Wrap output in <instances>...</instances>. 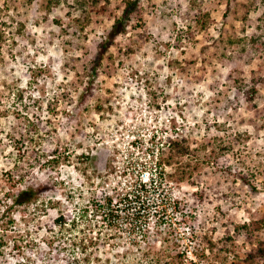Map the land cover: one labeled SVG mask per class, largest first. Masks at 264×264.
Returning a JSON list of instances; mask_svg holds the SVG:
<instances>
[{
	"label": "rangeland",
	"instance_id": "obj_1",
	"mask_svg": "<svg viewBox=\"0 0 264 264\" xmlns=\"http://www.w3.org/2000/svg\"><path fill=\"white\" fill-rule=\"evenodd\" d=\"M49 1L0 0L25 28L2 45L0 174L14 171L5 133L23 128L24 114L46 133L13 190L33 187L36 198L15 205L0 194V264H147L100 216L142 164L153 251L181 252L172 264H264V223L253 225L264 222V0H137L96 71L97 46L127 0L85 12ZM253 85L248 102L241 92ZM169 137L187 150L147 179L157 148L146 149Z\"/></svg>",
	"mask_w": 264,
	"mask_h": 264
},
{
	"label": "trees",
	"instance_id": "obj_2",
	"mask_svg": "<svg viewBox=\"0 0 264 264\" xmlns=\"http://www.w3.org/2000/svg\"><path fill=\"white\" fill-rule=\"evenodd\" d=\"M60 0H50L47 2V5H57ZM99 0H75L70 5V8L73 10H77L78 8H82L83 12H85L86 7L96 8ZM7 2V1H6ZM4 2L3 7L0 8V59L2 57V45L10 39L15 44V36H23L24 33V25L21 22H15L4 12L3 9L7 8V4ZM137 0L131 1L127 0L124 2L122 7V12L119 17L114 18L112 25L108 32L105 34L104 40H102L97 46V54L93 62L92 71H96V68L100 66L103 56L108 52L110 47L114 44L115 39L125 34L128 22L130 18L135 13L137 9ZM10 36V37H9ZM250 42L256 45L257 40L254 37L248 39ZM12 51V50H10ZM11 53V52H10ZM241 86H238V91L240 92ZM245 96V100L248 102L252 101V98L257 94L256 86L253 85L250 89L245 92H241ZM19 97H21L19 95ZM20 116L19 112H17L16 117ZM15 117V119H16ZM23 128L21 126L14 125L8 132L5 133L6 138H8L11 143L13 150L15 151V157L13 158V173L6 172L0 174V194L3 193L4 199L12 198V203L15 205H24L26 203H30L37 196V192L33 187H25L22 190H18L13 192L14 188L17 185H20L24 182L25 178L28 177L29 173L26 169L22 168V165L26 162V159L29 157L28 155V147H31L32 144H35V138L39 137V135H46V133L42 132L40 128H38L37 123H34L32 120V116L29 114H24L23 116ZM44 137V136H41ZM155 138L150 142L151 145L146 149L150 154L151 148H157L156 155V163L154 173H147V179L153 180L157 179V177H153V175H161L164 170L157 172V168L161 167L164 164V159L173 157V152L176 150L177 153L184 152L187 148L183 147L180 144V140L177 138L173 139L172 137L166 138L164 145H157L154 141ZM237 141V139H235ZM227 149V148H225ZM179 151V152H178ZM39 157H44L42 151H39ZM41 154V155H40ZM154 157V156H152ZM89 156H84V160L90 162L92 159ZM58 157H54L49 159L48 163H53L57 165ZM66 159V158H65ZM206 161L207 159H203ZM146 164H142V172L138 176L136 180L133 181V185L129 183V186H125L122 190H114L113 196L106 195L103 198V207H102V221L103 225L107 227L109 230H117V232H124L127 234L128 245L131 247H136V250L141 253V257L145 259V263L147 264H172L176 262V259H180L181 252H177L176 255L171 254V247L163 248L157 252L153 251L154 247L152 246V242L149 239L150 228L144 222L149 219L150 210L149 205L150 202L148 200V188L146 186V181L143 180V176L146 175ZM29 171H32L34 168L31 163H29ZM157 172V173H156ZM242 181L245 180V176H240ZM255 189V188H254ZM1 200V198H0ZM3 202V201H0ZM99 205V204H98ZM101 206V205H99ZM152 215V214H151ZM56 223L64 224L65 220L62 216H59L56 219ZM144 221V222H143ZM263 221L254 222V224H261ZM143 224V225H142ZM238 229V228H236ZM140 234V238L143 242V245H139L137 242L136 235ZM156 235L161 236L160 230H156ZM5 235H0V247L3 246V239ZM88 244L93 243L91 239L86 240ZM164 245H168L169 241L164 238ZM167 242V243H166ZM172 243V242H171ZM163 245V246H164ZM176 242L172 243V248H176ZM142 259V260H143ZM183 264L181 260L179 262Z\"/></svg>",
	"mask_w": 264,
	"mask_h": 264
}]
</instances>
